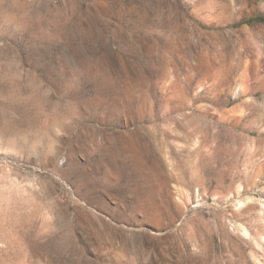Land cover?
<instances>
[{
    "label": "rangeland",
    "instance_id": "rangeland-1",
    "mask_svg": "<svg viewBox=\"0 0 264 264\" xmlns=\"http://www.w3.org/2000/svg\"><path fill=\"white\" fill-rule=\"evenodd\" d=\"M257 71L264 0H0V264H264Z\"/></svg>",
    "mask_w": 264,
    "mask_h": 264
},
{
    "label": "bare ground",
    "instance_id": "bare-ground-1",
    "mask_svg": "<svg viewBox=\"0 0 264 264\" xmlns=\"http://www.w3.org/2000/svg\"><path fill=\"white\" fill-rule=\"evenodd\" d=\"M257 76L259 77V79L261 78V73L260 71H257ZM255 88H264V76L262 75V78L260 79L259 83H257V85H255ZM246 228L243 227V231L246 232Z\"/></svg>",
    "mask_w": 264,
    "mask_h": 264
}]
</instances>
